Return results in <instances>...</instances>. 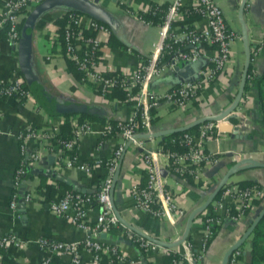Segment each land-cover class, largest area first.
<instances>
[{
    "label": "crops",
    "instance_id": "obj_1",
    "mask_svg": "<svg viewBox=\"0 0 264 264\" xmlns=\"http://www.w3.org/2000/svg\"><path fill=\"white\" fill-rule=\"evenodd\" d=\"M151 1L168 3L169 0ZM216 1L221 6L227 23L238 33L231 40L225 66L181 106H173L164 99L151 105L147 132L176 128L201 116L219 114L233 101L245 62L244 40L237 17L241 0ZM246 1L241 17L246 28L250 70L253 74H258L264 67V0ZM148 2L149 0H97V4L114 17L116 29L109 28L123 44L117 45L114 38L110 41L109 32L100 44L96 59L97 69L131 75L137 64L143 61L140 58H146L150 54L152 42L160 37L159 26L156 23H147L137 16V11L145 9ZM184 2L190 4V0ZM63 9L65 7H52L42 12L33 23L28 47V62L33 74L52 102L58 104L77 101L92 104L99 108L97 113L92 114L101 115L104 119H129L135 110L134 103L128 101L127 97L120 99L116 96H103L91 82L80 79L69 66L67 60L71 59L64 52L59 38L53 36L54 32L61 35L55 18L60 16ZM26 13L27 11H22L21 17ZM204 23V19L198 15L192 19L191 26L198 28ZM2 33L3 30L0 31V81H5L12 72L19 73V67L17 45L11 46ZM200 47L206 54H211L214 50V46L206 41H201ZM189 65L191 69L184 74V71H178L184 64H179L175 70H164L159 76H152L142 91L162 92L177 80L190 77L199 62ZM258 83L255 77L248 76L241 96L229 115L213 120L216 127L205 139L203 148L216 156L218 161L216 164L203 166L202 174L197 179H192V184L181 181L176 173L170 171L164 162L165 157L157 151L159 140L165 134L143 138L142 144L153 149L151 160L157 176L156 189L159 194L165 190L171 192L177 207L182 210L180 214L168 211L165 215L154 217L133 204L131 187L134 183L145 181L146 177L143 174L140 149L133 143L126 145L111 192L113 206L119 216L133 228L162 241L176 242L174 245L156 244L155 249L144 250L131 238L133 233H137L120 220L111 230L101 232L99 239L104 242H117L132 264H166L165 256L169 250L183 255L185 264H221L225 251L239 238L252 220V215H256L261 209L260 204L255 202L253 210L234 220L227 214L226 203L219 201L218 197L212 198L204 208L194 212L185 236L181 237L191 210L207 199L222 173L236 160L251 158L258 164L234 171L226 181L236 184L238 180L247 179L264 188V112L258 98ZM133 91L138 92L136 87ZM142 95V100H147V96L144 93ZM78 114L71 113L69 117ZM64 120L63 114L50 113L33 96L0 98V234L13 232L24 241L22 248L7 246L2 249L6 254V264H36L47 255L53 260L68 262L67 254L55 258L37 243V239L48 237L54 240H81L87 234L85 229L67 221L65 217L50 212L46 202L60 196L67 189L86 192L94 188L105 174V168L101 164L82 171L66 165L61 156L55 157L48 149L43 150L40 156L28 162L25 167L28 177L25 189L31 192L30 199L23 202L18 197L14 208L9 207L13 190L12 173L19 160L20 147L24 146L28 150L36 148L26 126H56L58 130L59 123ZM87 121L89 128L79 137L77 143V159L94 163L96 160L109 158L120 143V136L116 133L105 135V120ZM232 124L237 125L236 132L231 131ZM54 150L57 151L56 148ZM215 165L216 170L208 174L209 169ZM97 212L96 206L88 210L86 224H92ZM207 214L218 216L220 222L210 236L204 239L202 219ZM249 240L250 234L236 247L239 253L234 261L229 262L232 256L230 253L226 264H249ZM1 259L0 250V262ZM76 264L107 263L101 257L95 261L90 252L82 251Z\"/></svg>",
    "mask_w": 264,
    "mask_h": 264
},
{
    "label": "built area",
    "instance_id": "obj_2",
    "mask_svg": "<svg viewBox=\"0 0 264 264\" xmlns=\"http://www.w3.org/2000/svg\"><path fill=\"white\" fill-rule=\"evenodd\" d=\"M41 0H0V31L5 32V38L11 46L18 44L20 22L22 11H28L32 6ZM247 1L244 0V5ZM243 5V6H244ZM190 7L205 23L201 27H179L173 24V20L180 18L186 7ZM141 18L139 15H137ZM59 17L64 19L61 35L54 32L53 36H61L62 46L66 55L73 61L75 67L80 71V79L91 82L100 93L106 92L112 86H119L125 90L127 98H135V110L138 111L140 123L144 126L145 132L150 122V106L159 99H164L173 106H181L185 101L194 97L224 66L229 58V47L231 40L238 35L226 21L223 10L216 0H190L186 4L184 0H169L158 24L160 37L152 42L151 52L145 62H139L131 75L123 73L106 74L97 69L96 59L101 42L110 32L109 26L105 23L90 17L79 11L63 9ZM145 22H149L141 18ZM150 23V22H149ZM206 41L214 46L211 54H206L200 47V42ZM199 62L194 73L187 78H181L162 92L143 90L152 76H159L164 70H175L179 64H190ZM22 76L12 72L8 80L0 81V98L15 96L16 98H31L32 95L27 87L22 86ZM136 87L138 92H134ZM147 100H142V94ZM133 117V116H132ZM127 122H118L116 134L120 136V143L114 148L112 155L104 160H96L94 163H87L77 159L76 154L67 155L64 150L75 145L79 137L88 130L87 120H79L77 115L69 117L72 126V136L67 139H59L54 143L52 138L57 132L55 127H33L26 126V131L35 142L36 148L28 150L20 147L19 160L13 169L11 186L12 191L9 199V207L14 208L16 200L20 197L23 202L31 197V192L25 189L28 182L26 165L31 160L40 156L43 150L55 157L61 156L63 162L68 166H74L82 171H88L94 166L103 163L105 174L98 180L94 188L86 192H79L74 189H67L60 196L47 200V209L77 226L85 229L87 234L81 240H54L48 237H40L37 243L49 251L55 258L61 255H68V262L53 260L50 255L42 258L36 264H76L80 260L81 252H90L92 258L97 261L101 255L113 257L118 263L132 264L116 242H104L99 239V234L115 226L119 220L113 212L109 188L113 171L122 151L123 145L135 144L140 150V159L143 169L146 172V180L143 184L134 183L131 187L133 204L145 210L154 217H160L168 211L180 214L182 210L177 207L174 197L169 190L159 194L156 189V172L152 164L151 154L153 149L142 144L143 138H133V118ZM216 127L215 121L207 119L197 124L194 132L183 131L176 140L182 149H162L158 144L156 149L163 157L168 169L176 173L181 181H187V177L197 179L203 172L206 164H216V156L206 152L203 148L205 139L210 136ZM111 129L106 123L105 133ZM231 131H237V125H231ZM60 145V147L57 146ZM57 149L55 152L54 149ZM23 185L22 193L19 192ZM218 200L226 203V211L231 219H239L245 213L253 210L254 203L264 204V188L253 182L249 185L239 187L237 184L228 183L226 180L219 188ZM228 204V205H227ZM92 206L98 208V212L91 225L87 223L88 210ZM255 210V209H254ZM255 216L254 214L252 215ZM220 218L214 214L203 216L204 239H207L214 227L218 225ZM131 238L138 242L144 250L155 249L156 244L135 233ZM24 241L18 238L13 232L0 234V247L12 246L22 248ZM239 253L237 248L231 251L230 261ZM183 255L173 256L171 264H185Z\"/></svg>",
    "mask_w": 264,
    "mask_h": 264
},
{
    "label": "water",
    "instance_id": "obj_3",
    "mask_svg": "<svg viewBox=\"0 0 264 264\" xmlns=\"http://www.w3.org/2000/svg\"><path fill=\"white\" fill-rule=\"evenodd\" d=\"M243 5H244V0H241L239 3L238 9H237V17H238L239 24H240L241 36L244 40L245 62H244V67H243V70L241 73V78H240V81H239V84H238V87L236 90V94H235V97H234L233 101L231 102V104L226 109H224L222 112H220L219 114L201 116V117H199V118H197V119H195V120H193L187 124H184V125L176 127V128H168V129H163V130H158V131H153V132L134 133L132 136L133 138H138V137L148 138V137H153V136H159V135H163V134H166L169 132L187 129L190 126L197 124L201 121L207 120V119H210V120L221 119V118L229 115L228 113L237 104L239 97L241 96V93L243 91L244 82H245V73H246L247 65L249 63V58H250L246 28H245L244 22H243L242 17H241ZM55 6H62V7H65L67 9L79 11L81 13H84L90 17H93V18L105 23L111 29H116V21H115L114 17L107 10H105L104 8L99 6L97 4V0H41L38 3H36L34 6H32V8H30V10L27 11V13L24 15L23 19L20 22V32H19V39H18V44H17L18 67H19V71L22 75V79L25 82L27 88L29 89L31 95L37 101V103L42 105V106H45L47 103L51 102V98L43 90L42 86L40 85V83L38 82L37 78L35 77V75L33 74L32 70L30 68V65L28 62L29 39H30V33H31L32 26H33L35 19L42 12H44V11H46L52 7H55ZM190 69L191 68H190L189 64H184L183 68L179 69L178 71L182 70V72L184 71L183 72V74H184ZM56 105L58 106L60 113H63V112H70V113L85 112V113L92 114V113H97V111L99 110V108L95 105L77 102V101H72V102H67V103H58ZM128 142L129 141L127 140L125 142V144L123 145L122 151L118 157V161H117V164L115 166V169H114L113 175H112V180H111V184H110V188H109V199H110L112 210L116 214V216H117L118 220H120V222H122L124 225L128 226L129 228L134 230L137 234L143 236L147 240H149L155 244H159V245H163V246L174 245L176 242L162 241V240H159L155 237L149 236V235L133 228L132 226H130L128 223H126L119 216V214L116 212V210L113 206V202L111 199V192H112L115 180L118 176L119 166H120L121 157L123 155V151L125 150ZM253 164H258V162L252 160L251 158H241V160H236L235 162H233L231 164V166H229V168H227L222 173L219 180L215 184L214 188L211 190L207 199L202 204H200L198 207L191 210V212L189 213L187 221H186V226H185V229H184V232H183L181 238H183L185 236L194 212H196L197 210H199L201 208H204L210 202V200L213 198V196L219 190L221 185L225 182L227 177L231 173H233L234 171H237L238 169H241L243 167H249ZM216 168H217L216 165L212 166L209 169L208 174L213 173L216 170ZM22 189H23V185L21 186V188L19 190L20 193H22ZM21 204H23V202H21ZM263 212H264V204L261 207V209L256 213V215L252 218V220L249 222L248 226L241 233L239 238H237V240H235L227 248V250L225 251V253L223 255V259H222L221 264H226L228 255L231 253V251L233 249H235L239 245L241 240H243L250 233L253 225L259 219V217L263 214Z\"/></svg>",
    "mask_w": 264,
    "mask_h": 264
},
{
    "label": "trees",
    "instance_id": "obj_4",
    "mask_svg": "<svg viewBox=\"0 0 264 264\" xmlns=\"http://www.w3.org/2000/svg\"><path fill=\"white\" fill-rule=\"evenodd\" d=\"M138 1H142V0H138ZM167 6V3L165 2H154L149 0L148 5L145 9H139L137 11V15H139L141 18H143L146 21H149L151 23H159L162 19V15L164 13V10ZM25 12V10H24ZM198 14L196 12H194L190 7H186L185 8V12L183 13V15L180 18H177L175 20H173V24L177 25L179 27L182 26H186L188 27H192L191 26V21L193 18L197 17ZM24 17V16H23ZM22 17V19H23ZM56 23L58 24V26L60 27L59 29L60 32L62 31V25L64 23V19L62 17H56L55 18ZM20 27V25H19ZM3 35L5 34V32L3 31L2 33ZM110 41L111 38H114L117 41V45L122 46V42L115 37V35L113 34L112 30L110 29ZM61 36L59 37V40L62 44V40H61ZM141 60H143V62H145L146 58H140ZM69 66L71 67L72 70H74L78 77H80L81 73L80 71L75 67L74 63L72 60H67ZM20 73V71H19ZM106 74H114L117 72H105ZM21 74V73H20ZM248 76H252L253 78L255 77L256 80L259 82V87H258V98L260 101V106L262 111L264 112V67L261 69V71L258 74H253L252 71L250 70V61L247 65V69H246V73H245V81L247 79ZM22 86L23 87H27L25 82L22 81ZM103 96L105 97H112V96H116L120 99H126V94H125V90L122 89L119 86H112L110 87L106 92L101 93ZM128 101L134 103L135 102V98H128ZM57 103H55L54 101L47 103L45 106H43L47 111H49L50 113H60L59 112V108L56 105ZM65 116V120L63 122H60L58 125V130L56 132V134L54 135V137L52 138V140L54 141V143H58L59 139H67L69 137L72 136V126H71V122L68 119V117L70 116V112H63L61 113ZM79 116V120H89V119H99V120H105L108 124H110L111 129L105 133V135H109L111 133H115V131L118 130V126L117 123L121 122V123H125L127 122V120H115V119H111V118H106L104 119V117H102L101 115H96V114H89V113H85V112H80L78 114ZM134 125H133V130L136 132H143L145 130L144 126L140 123V119H139V113L138 111L133 115L132 117ZM234 121V119H233ZM198 124V123H197ZM197 124H194L192 126H190L187 129L184 130H178V131H173V132H169L166 133L159 141V144L161 145L162 149H182L183 146H179L176 137L182 133L183 131H190V132H194L196 130ZM58 147H60L59 144H57ZM64 152L69 155L70 157L73 156L74 154L77 153V149L76 146L73 145L70 148H67L64 150ZM101 160H104L103 158ZM101 165L103 166L104 164L101 163ZM143 174L144 177H146V172L145 170H143ZM145 181H141L140 184H143ZM254 181L252 180H247V179H243V180H238L236 181V184L239 187H243L246 185H249L251 183H253ZM187 183L192 184L193 180L192 178L189 176L187 177ZM220 193V190H218L216 192V194L214 195L213 198L218 197ZM112 227H110L108 230H111ZM250 240H249V264H264V212L263 214L259 217V219L255 222V224L253 225L251 231H250ZM142 248V246H141ZM4 248L0 247L1 250V254H2V259L0 264H6L7 260L6 258V254L4 252V250H2ZM173 256H180V253H177L176 251H172L169 250V252L166 253V260L167 263L166 264H171V258ZM5 260V261H4ZM101 260H105L107 264H118V262L115 260V258L113 257V254L110 255V257H107L105 255L101 256Z\"/></svg>",
    "mask_w": 264,
    "mask_h": 264
},
{
    "label": "rangeland",
    "instance_id": "obj_5",
    "mask_svg": "<svg viewBox=\"0 0 264 264\" xmlns=\"http://www.w3.org/2000/svg\"><path fill=\"white\" fill-rule=\"evenodd\" d=\"M230 179V178H229Z\"/></svg>",
    "mask_w": 264,
    "mask_h": 264
}]
</instances>
